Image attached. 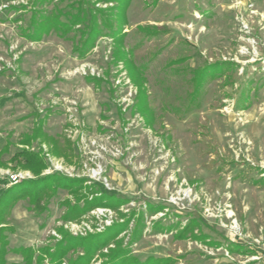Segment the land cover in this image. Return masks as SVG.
I'll use <instances>...</instances> for the list:
<instances>
[{
    "label": "rangeland",
    "instance_id": "1",
    "mask_svg": "<svg viewBox=\"0 0 264 264\" xmlns=\"http://www.w3.org/2000/svg\"><path fill=\"white\" fill-rule=\"evenodd\" d=\"M78 2L0 0V264H55L60 228L86 237L133 212L119 238L125 247L133 230L143 229L128 245L136 264L151 257L263 264L264 0H84L85 18L66 37L55 27L39 41L23 37L38 10L47 20L58 11L63 22L79 21ZM107 22L121 28V42ZM82 41L88 42L83 57ZM119 49L124 61L116 62ZM129 61L142 66L143 76L127 68ZM217 61L237 67L195 90L193 71ZM38 126L64 156L52 154L43 137L22 144ZM24 148L42 152L48 166L42 176L85 178L128 202L65 221L64 201L75 199L60 189L40 207L23 198L12 208L8 175L35 179L11 161ZM150 204L165 209L152 214ZM191 222H197L193 232L178 238ZM200 232L208 238L192 236ZM97 237L73 238L61 264L93 249ZM231 243L256 253L232 252ZM101 252L107 248L91 264L106 262Z\"/></svg>",
    "mask_w": 264,
    "mask_h": 264
},
{
    "label": "trees",
    "instance_id": "2",
    "mask_svg": "<svg viewBox=\"0 0 264 264\" xmlns=\"http://www.w3.org/2000/svg\"><path fill=\"white\" fill-rule=\"evenodd\" d=\"M48 0H36V2L40 5H43ZM106 2H114V0H105ZM21 8H25V5H21L20 7L11 6V9L20 10ZM77 8V13H75V16L79 17V21L74 20L70 22H63L60 20V14L61 12L56 11L57 13H52L50 16H48L49 20H47V16L44 15L40 10L32 12L31 15V24L23 28V37L31 39V41H39L42 38L43 33L46 31L47 34L51 32V30L55 27L57 34H60L63 37H66L67 33L73 29L74 26H77L82 23L80 19L85 18V12H84V0H79ZM115 8V5L112 6V9ZM102 10V9H97ZM63 13H69V12H63ZM73 15V14H72ZM47 21H46V20ZM110 21V20H107ZM112 22V21H111ZM98 25V23H97ZM113 23L107 22L105 26H110V32L109 34L114 38L116 42L120 40L121 37L118 38V36L121 34L122 30L121 28H115L113 26ZM100 27V25H98ZM150 29L151 31L148 32V35H156V29L154 27H143L140 29L146 30ZM101 32V30H98ZM105 36V35H103ZM187 42V41H186ZM87 41H82L81 48L78 50L80 56H84L85 53L88 51L86 49ZM115 59L116 62L123 60V54L124 51L122 49L115 51ZM124 61V60H123ZM128 64L127 68L132 70V72L138 76H143V71L141 70L142 66H137L136 64L132 63ZM231 67H237V63L231 62V61H217L210 65H205L202 69L197 68L193 72L196 73L192 77V83L193 88H198L203 84L205 81V78H216L217 75H224L227 71L230 70ZM209 68V69H207ZM207 72V73H205ZM207 74V75H206ZM226 75V74H225ZM90 80H96L97 78H89ZM99 80V79H98ZM232 82V81H230ZM43 137V134L41 133L40 126L34 129L33 135H28L25 137L24 140H22L23 145H32L33 141ZM47 139V140H45ZM46 142H52V154L55 156H64L63 153L60 152L59 148L55 145L57 144L52 138L50 137L44 138ZM8 146V145H7ZM67 157V156H66ZM68 158V157H67ZM12 162H16L17 166L22 169H26L31 171L35 175V179H30L26 181H22L16 185H13L12 187H9L5 194L10 192L11 198L10 201L12 203V208L14 205L20 201L23 198H28L32 204L35 205V207H40L41 201L44 197L49 196L53 197L57 194V192L62 190H67L71 196L74 197L75 203H72L70 199H66L64 201V204L67 205L68 210L64 214V220L65 221H75L78 218H80L82 215H84L86 212L97 208V207H108V208H117L120 207L122 204H125L128 202L127 199H118L115 197L114 194L107 193L104 190H101L99 187L96 186H88L86 185L87 179L85 178H78V177H68L61 173H53L51 175L42 176L45 169H47V163L42 156L41 151H31L30 149H21L18 151L13 158L11 159ZM3 165V163H0V166ZM3 183H6L5 181ZM83 190H86L84 193ZM91 195V197H89ZM83 202V204H81ZM89 204V206H88ZM148 210L152 214H156L158 212H162L165 209L164 205L157 204L153 205L150 204L147 206ZM127 215L121 213V217L124 220L122 223H114L113 225L106 227L105 231L99 234H88L86 237L82 236H72L67 231L64 230V228H60L59 232L63 235V238L61 241H59L60 244H63L61 253H60V261H58L55 264H61V260L63 257L67 255V253L70 250L71 241L73 238L75 239H87L91 236H98L97 239L94 241L96 243V246H94L93 249H89L88 251H85L84 254L80 257H77L74 260H71V264H91L92 259L97 254V252H100L101 250L107 248V252H101L102 256L107 258L106 262H103V264H136V261L138 260L137 257H134L131 255L129 244H133L135 240L139 239L142 235L143 229L137 228L133 230L132 232V239L129 240L128 244L124 247V239L119 238V236L126 232V228L130 225L132 219H134L135 212H133L128 218ZM143 217V214L141 215ZM126 217V219H125ZM197 222H191L188 225L185 226L183 231L178 233L177 237L182 239L185 238L187 235L186 233L188 231L194 230V227L196 226ZM118 225V228H113L114 226ZM154 225L160 228H163V224L161 221H155ZM139 226V224L137 225ZM192 236L198 240V239H206L208 238L206 235H204L202 232H200L199 235H196L192 233ZM111 244H114V247H109ZM230 250L232 252H240V253H246L249 252L251 254L256 253L255 250L251 249L247 246H241L236 243H231ZM128 246V247H127ZM73 248V247H72ZM48 250L47 252L48 255ZM151 259H154L155 261L153 263L155 264H170L169 261L171 260L172 263L176 261L173 257L168 258H148L145 260L144 264L151 263ZM136 260V261H135ZM166 260V261H165ZM42 262V259H41ZM162 262V263H161ZM52 264V261L51 263ZM250 264V263H249ZM264 264V263H263Z\"/></svg>",
    "mask_w": 264,
    "mask_h": 264
},
{
    "label": "built area",
    "instance_id": "3",
    "mask_svg": "<svg viewBox=\"0 0 264 264\" xmlns=\"http://www.w3.org/2000/svg\"><path fill=\"white\" fill-rule=\"evenodd\" d=\"M25 176L23 175V173H17V174H11V175H8V181H9V185L10 186H13V185H16L20 182H22L23 180H25L26 178H24Z\"/></svg>",
    "mask_w": 264,
    "mask_h": 264
}]
</instances>
